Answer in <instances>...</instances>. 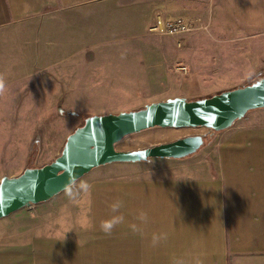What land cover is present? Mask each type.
<instances>
[{"label":"crops","instance_id":"obj_1","mask_svg":"<svg viewBox=\"0 0 264 264\" xmlns=\"http://www.w3.org/2000/svg\"><path fill=\"white\" fill-rule=\"evenodd\" d=\"M120 4L145 10L143 30L123 38L130 45L114 53L103 42H83L77 51L95 58L99 52L123 56L124 49L133 59L159 56L145 64L165 93L155 101L189 98L184 88H165L160 80L167 68L162 48L155 45L158 35L149 33L157 16L234 33L241 46L248 40L243 35L264 33V0H0V124L19 123V92L29 90L24 76L48 70L45 55L53 28ZM165 51L172 59L179 54L173 46ZM256 110L264 116L263 108ZM161 160L171 163H161L164 169L153 178L129 181L128 189L126 182L122 264H264V118L246 114L195 154ZM57 197L4 217L8 226L0 228V264H99L83 257L82 233L64 238L61 216L45 220L41 215ZM93 242L91 236L86 246Z\"/></svg>","mask_w":264,"mask_h":264},{"label":"rangeland","instance_id":"obj_2","mask_svg":"<svg viewBox=\"0 0 264 264\" xmlns=\"http://www.w3.org/2000/svg\"><path fill=\"white\" fill-rule=\"evenodd\" d=\"M144 13L143 8L120 4L83 15L71 26L53 28L52 43L45 55L48 70L24 76L29 90L19 92V123L13 127L0 124V179L52 161L67 136L87 116L135 110L165 94L160 93L161 88L158 90L154 74L145 68L146 63L159 56L133 59L124 49L123 56L118 53L99 56V52L95 58L94 53L77 51L83 42H103V47H111L114 53L117 48L128 47L130 44L124 43L123 38L143 30ZM187 22L194 28L186 36L173 41L169 36L156 37L155 45L163 53L161 63L167 68L160 78L163 87L184 88L182 93L188 99H196L249 84L264 75V33L243 35L248 40L241 46L234 33H215L209 25L202 27L199 21ZM171 46L179 53L172 55L173 59L165 51ZM134 53L138 55L139 49ZM179 65L186 71H178ZM255 113L258 110L247 114L264 118ZM215 133L218 132L204 127H154L127 136L116 148H144L188 135H204V147ZM161 163L171 161L154 158L147 163L116 162L97 167L45 204L48 210L41 215L45 220L61 216L58 221L64 238L74 239L76 232L82 233L84 258H92L99 264H122V219L107 232L101 225L123 218L126 182L128 189L129 181L153 178L164 169ZM6 219H0V228L8 226L7 223L4 226ZM52 226L47 225V235L51 234ZM91 236L94 242L86 246Z\"/></svg>","mask_w":264,"mask_h":264},{"label":"water","instance_id":"obj_3","mask_svg":"<svg viewBox=\"0 0 264 264\" xmlns=\"http://www.w3.org/2000/svg\"><path fill=\"white\" fill-rule=\"evenodd\" d=\"M260 108H264V75L206 97L176 96L135 110L89 115L67 136L52 161L0 179V219L50 200L97 167L116 162H150L154 158L182 159L204 145V135H188L140 149H117L116 145L129 135L154 127H204L219 132Z\"/></svg>","mask_w":264,"mask_h":264},{"label":"built area","instance_id":"obj_4","mask_svg":"<svg viewBox=\"0 0 264 264\" xmlns=\"http://www.w3.org/2000/svg\"><path fill=\"white\" fill-rule=\"evenodd\" d=\"M191 24L182 19H164L157 16L149 27V33L158 36L183 37L193 32ZM179 43V42H178ZM178 71L185 72L186 68L182 65L177 66Z\"/></svg>","mask_w":264,"mask_h":264},{"label":"clouds","instance_id":"obj_5","mask_svg":"<svg viewBox=\"0 0 264 264\" xmlns=\"http://www.w3.org/2000/svg\"><path fill=\"white\" fill-rule=\"evenodd\" d=\"M4 90V84L2 82H0V92H3ZM121 218H118V219H113L111 221H107V222H104L101 227L104 231H110L114 226L115 224H117L119 221H120Z\"/></svg>","mask_w":264,"mask_h":264}]
</instances>
